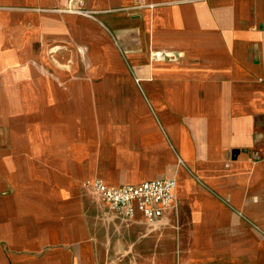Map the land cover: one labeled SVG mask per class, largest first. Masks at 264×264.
<instances>
[{"label":"crops","instance_id":"crops-1","mask_svg":"<svg viewBox=\"0 0 264 264\" xmlns=\"http://www.w3.org/2000/svg\"><path fill=\"white\" fill-rule=\"evenodd\" d=\"M0 264H264V0H0Z\"/></svg>","mask_w":264,"mask_h":264},{"label":"built area","instance_id":"built-area-1","mask_svg":"<svg viewBox=\"0 0 264 264\" xmlns=\"http://www.w3.org/2000/svg\"><path fill=\"white\" fill-rule=\"evenodd\" d=\"M155 56L163 58L164 53H155ZM83 185L106 203L111 212H120L126 218L141 213L150 224H155L167 209L177 205L175 177H159L122 185H111L96 177L87 179Z\"/></svg>","mask_w":264,"mask_h":264}]
</instances>
